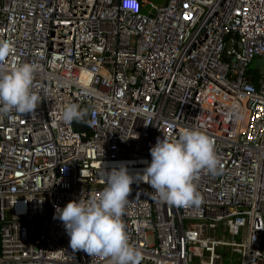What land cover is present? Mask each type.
Returning a JSON list of instances; mask_svg holds the SVG:
<instances>
[{
	"label": "built area",
	"instance_id": "obj_1",
	"mask_svg": "<svg viewBox=\"0 0 264 264\" xmlns=\"http://www.w3.org/2000/svg\"><path fill=\"white\" fill-rule=\"evenodd\" d=\"M0 41V69L38 65L40 97L0 115V264H110L70 248L56 208L98 195L122 162L142 174L185 129L220 165L195 175L198 205L132 185L121 219L141 264H222V247L264 264V0H0ZM73 103L89 132L61 119Z\"/></svg>",
	"mask_w": 264,
	"mask_h": 264
},
{
	"label": "clouds",
	"instance_id": "obj_2",
	"mask_svg": "<svg viewBox=\"0 0 264 264\" xmlns=\"http://www.w3.org/2000/svg\"><path fill=\"white\" fill-rule=\"evenodd\" d=\"M10 52V45L0 41V61ZM37 71L38 65L27 62L17 63L10 71L0 69V115L35 112L40 102L32 88ZM87 115L88 109L73 103L65 106L61 119L70 124L84 121ZM150 155L142 174H130L121 163L106 171L107 186L98 195L56 208L54 218L63 223L71 249L109 258L110 264H141V252L129 242L121 219L132 185L138 180L148 184L155 198L170 205H198L195 175L201 170L216 174L220 165L213 141L194 129L183 130L177 140L158 138Z\"/></svg>",
	"mask_w": 264,
	"mask_h": 264
},
{
	"label": "rangeland",
	"instance_id": "obj_3",
	"mask_svg": "<svg viewBox=\"0 0 264 264\" xmlns=\"http://www.w3.org/2000/svg\"><path fill=\"white\" fill-rule=\"evenodd\" d=\"M254 67V64H252L251 66H250V68H253ZM188 224H194V221H188L187 222ZM219 231H217V233L216 234H218V237H216V239H221V237H220V235H219ZM224 239H227V240H231L228 236H226V237H224ZM236 240L237 241H239V237H236ZM229 249V248H228ZM223 250H225L224 249V247H222V248H218L217 249V252L218 253H220V254H222V252H223ZM229 251H230V249H229ZM231 252V251H230ZM207 253L205 252L204 253V258L203 259H207ZM223 255V254H222ZM230 255H228V256H223V260H222V264H238V256H236L235 255V257H231ZM198 261H199V259L198 258H195L194 259V264H199L198 263Z\"/></svg>",
	"mask_w": 264,
	"mask_h": 264
},
{
	"label": "trees",
	"instance_id": "obj_4",
	"mask_svg": "<svg viewBox=\"0 0 264 264\" xmlns=\"http://www.w3.org/2000/svg\"><path fill=\"white\" fill-rule=\"evenodd\" d=\"M73 127H74V130L77 132H89V127H88V123H87V116L85 117L84 121H82V122L73 121ZM224 249L225 250H223L222 256L230 255L231 257H235V255L231 254V252L229 251L228 248H224Z\"/></svg>",
	"mask_w": 264,
	"mask_h": 264
},
{
	"label": "water",
	"instance_id": "obj_5",
	"mask_svg": "<svg viewBox=\"0 0 264 264\" xmlns=\"http://www.w3.org/2000/svg\"><path fill=\"white\" fill-rule=\"evenodd\" d=\"M152 1L155 3H162L165 0H152ZM255 66L257 68H261L262 69L261 74L264 75V59H260V60L256 61Z\"/></svg>",
	"mask_w": 264,
	"mask_h": 264
},
{
	"label": "bare ground",
	"instance_id": "obj_6",
	"mask_svg": "<svg viewBox=\"0 0 264 264\" xmlns=\"http://www.w3.org/2000/svg\"><path fill=\"white\" fill-rule=\"evenodd\" d=\"M124 165L132 164L131 162H122Z\"/></svg>",
	"mask_w": 264,
	"mask_h": 264
}]
</instances>
